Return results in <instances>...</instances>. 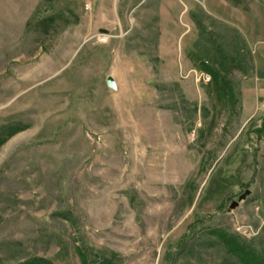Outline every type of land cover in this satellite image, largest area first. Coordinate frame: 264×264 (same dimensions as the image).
Instances as JSON below:
<instances>
[{
	"label": "rangeland",
	"instance_id": "rangeland-1",
	"mask_svg": "<svg viewBox=\"0 0 264 264\" xmlns=\"http://www.w3.org/2000/svg\"><path fill=\"white\" fill-rule=\"evenodd\" d=\"M234 244L264 264V0H0V264Z\"/></svg>",
	"mask_w": 264,
	"mask_h": 264
},
{
	"label": "trees",
	"instance_id": "trees-1",
	"mask_svg": "<svg viewBox=\"0 0 264 264\" xmlns=\"http://www.w3.org/2000/svg\"><path fill=\"white\" fill-rule=\"evenodd\" d=\"M206 72L208 74H211L212 78L215 79V78H218L217 77V74L213 72L212 69H209V68H205ZM227 246L230 245V242L227 241ZM230 249V248H229ZM232 251H236L237 254H240V261L242 264H248V262H245V258H249V254L246 253V249L245 247H243L242 245H239V244H234V245H231V249ZM81 261H82V264H86L87 261L86 259H84V257H81ZM255 264H263L262 261H260L258 258H257V263L254 262Z\"/></svg>",
	"mask_w": 264,
	"mask_h": 264
},
{
	"label": "water",
	"instance_id": "water-1",
	"mask_svg": "<svg viewBox=\"0 0 264 264\" xmlns=\"http://www.w3.org/2000/svg\"><path fill=\"white\" fill-rule=\"evenodd\" d=\"M100 34H105L106 31L104 30H100L99 31ZM105 84L107 86V88L109 90H115L116 89V85L114 80L112 79V77H107L105 80ZM250 192L248 190L244 191V193L242 195H240L236 201H233L230 206H229V210H233L235 209L240 202L244 201L248 196H249Z\"/></svg>",
	"mask_w": 264,
	"mask_h": 264
},
{
	"label": "crops",
	"instance_id": "crops-1",
	"mask_svg": "<svg viewBox=\"0 0 264 264\" xmlns=\"http://www.w3.org/2000/svg\"><path fill=\"white\" fill-rule=\"evenodd\" d=\"M217 18V17H216ZM226 22H228V21H226Z\"/></svg>",
	"mask_w": 264,
	"mask_h": 264
}]
</instances>
